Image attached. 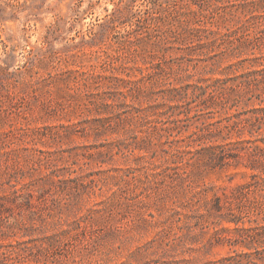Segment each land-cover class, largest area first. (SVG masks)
<instances>
[{
    "label": "rangeland",
    "instance_id": "1",
    "mask_svg": "<svg viewBox=\"0 0 264 264\" xmlns=\"http://www.w3.org/2000/svg\"><path fill=\"white\" fill-rule=\"evenodd\" d=\"M262 69L264 0H0V264H264Z\"/></svg>",
    "mask_w": 264,
    "mask_h": 264
},
{
    "label": "trees",
    "instance_id": "2",
    "mask_svg": "<svg viewBox=\"0 0 264 264\" xmlns=\"http://www.w3.org/2000/svg\"><path fill=\"white\" fill-rule=\"evenodd\" d=\"M258 9H259L258 6H254L253 9H251L249 12H250V14H251L253 17H255V18H260V16H262V15H257V16H256V12H258ZM259 72H260L261 79L257 81L258 84H254V83L251 82V81L242 80V81L239 82V84H237V87H238L239 89H243V88H245V87H246V88H248V87L250 88L251 85H252V86L255 87V89H259V90L263 89V88H259V87H260L261 85H262L261 87H264V69L259 70ZM255 85H256V86H255ZM170 99H171V98H170ZM211 155H213V152L211 153Z\"/></svg>",
    "mask_w": 264,
    "mask_h": 264
}]
</instances>
